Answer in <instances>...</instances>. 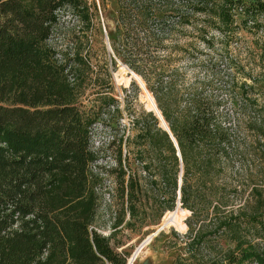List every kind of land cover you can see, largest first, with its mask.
<instances>
[{
  "label": "trees",
  "instance_id": "16d2710c",
  "mask_svg": "<svg viewBox=\"0 0 264 264\" xmlns=\"http://www.w3.org/2000/svg\"><path fill=\"white\" fill-rule=\"evenodd\" d=\"M67 12L89 18L86 0H0V264H127L111 238L126 210L152 202L127 138L115 137L122 213L109 234L79 231L100 204L93 126L115 98L97 96L93 112L78 99L51 42ZM118 20L114 51L143 77L181 151L155 111L136 112L135 145L161 178L163 208L177 205L181 175L195 241L229 233L223 264H264V89L230 52L243 30H263L264 0H119Z\"/></svg>",
  "mask_w": 264,
  "mask_h": 264
},
{
  "label": "rangeland",
  "instance_id": "374dc122",
  "mask_svg": "<svg viewBox=\"0 0 264 264\" xmlns=\"http://www.w3.org/2000/svg\"><path fill=\"white\" fill-rule=\"evenodd\" d=\"M86 2L89 18L82 20L76 14L67 12L54 31L51 41L69 59V80L77 87L78 99L85 110L93 112L94 107L90 105L98 101L97 96L115 98L110 107L98 112V120L93 126L97 158L91 163V169L99 178L97 191L100 204L94 224L83 226L79 231L83 235H89L91 228L95 226L103 234H109L114 217L122 213L116 199V174L111 168L117 164L115 152L118 144L112 143V140L124 136L129 144L128 160L131 167L138 170L142 180L148 183V194L152 197L151 203L140 208L139 215L130 217L129 210H126L124 222L117 227L111 238L116 250L126 252L127 264L226 263L222 258L226 248L234 244V238L229 233L222 232L202 237L196 242L195 234L199 224L192 222L190 227L186 221L191 211L181 204H177L174 209L165 210V199L160 196L165 191L161 178L154 171L149 173L144 168V162L140 161L139 145H135L140 142L136 136L139 129L134 123V115L142 110L156 109L152 92L148 93L141 86L139 78L132 75V68L114 51V42L120 41L124 35V27L118 20L119 0ZM171 38H182V35H171ZM230 52L234 54V60H243L249 82L253 78H261L255 87L262 91L264 28L258 32L243 30ZM152 179L155 180L154 186L149 185ZM153 199H157V202H153ZM237 206L239 205L234 207V211H238ZM211 224L209 222L205 229L211 228ZM160 227L164 228L157 231ZM246 264L258 263L253 261Z\"/></svg>",
  "mask_w": 264,
  "mask_h": 264
},
{
  "label": "water",
  "instance_id": "95a60500",
  "mask_svg": "<svg viewBox=\"0 0 264 264\" xmlns=\"http://www.w3.org/2000/svg\"><path fill=\"white\" fill-rule=\"evenodd\" d=\"M130 71H131V72H134L135 74H137V76H139V78H140L141 81H142V85H144V86L146 87V89H147L149 92H151V91L149 90V88L147 87L146 82L144 81L143 77H142L139 73H137L135 70H133V69H130ZM152 96H153V98H154V100H155V97H154L153 94H152ZM155 103H156V107H157V112H156V113H157V115H158L159 118H160L161 125H162V127H164L165 129H167V130L170 132V134H171L172 138L174 139L175 144H176V146H177V148H178V153L181 155V151H180V148H179V145H178L177 139H176V137L174 136V134L172 133V131H171V129H170V126H169L168 122L166 121V119H165V117L163 116V114H162L160 108H159L158 105H157L156 100H155ZM181 183H182V176L180 175V178H179V190H178V193H179L178 196H179V198H178V203H177L178 205L181 204V201H180V196H181L180 186H181ZM161 228H162V227H160L157 231H159ZM142 264H146V263L143 262Z\"/></svg>",
  "mask_w": 264,
  "mask_h": 264
},
{
  "label": "bare ground",
  "instance_id": "6f19581e",
  "mask_svg": "<svg viewBox=\"0 0 264 264\" xmlns=\"http://www.w3.org/2000/svg\"><path fill=\"white\" fill-rule=\"evenodd\" d=\"M132 75H134V76H136V77H138L139 78V76H137V74H135L134 72H132ZM139 81H140V84H141V86L144 88V89H146V87L144 86V85H142V81H141V79L139 78ZM146 91L148 92V93H150L147 89H146ZM153 97V96H152ZM153 101L155 102V100H154V98H153ZM155 112H157V107H156V103H155ZM176 215V214H175ZM162 228H164V227H162ZM143 247V246H142ZM136 253V252H135Z\"/></svg>",
  "mask_w": 264,
  "mask_h": 264
}]
</instances>
